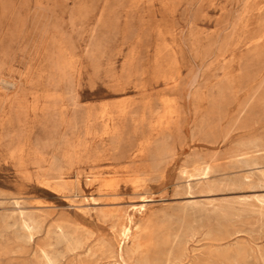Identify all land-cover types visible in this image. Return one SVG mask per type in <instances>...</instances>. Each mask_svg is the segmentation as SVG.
Instances as JSON below:
<instances>
[{
	"label": "rangeland",
	"instance_id": "374dc122",
	"mask_svg": "<svg viewBox=\"0 0 264 264\" xmlns=\"http://www.w3.org/2000/svg\"><path fill=\"white\" fill-rule=\"evenodd\" d=\"M0 264H264V0H0Z\"/></svg>",
	"mask_w": 264,
	"mask_h": 264
},
{
	"label": "bare ground",
	"instance_id": "6f19581e",
	"mask_svg": "<svg viewBox=\"0 0 264 264\" xmlns=\"http://www.w3.org/2000/svg\"><path fill=\"white\" fill-rule=\"evenodd\" d=\"M202 165V164H201ZM207 168V167H206ZM202 169V168H201ZM204 170V169H203ZM205 172V171H204ZM198 174V173H197ZM202 175V174H201ZM190 176V175H189ZM110 182V181H109ZM144 187V186H143ZM187 205V204H186ZM201 206V205H200ZM144 207V205H141L140 207H139V209L141 210L142 208ZM183 212V211H182ZM127 219H129V221H130V223L132 224V218L130 217V218H124V216L123 215H121V217H120V221H119V223L117 224V230H118V232H119V234L122 236V237H125V238H131V236H132V239H133V241L135 240L134 238V233H133V230H132V225L131 224H129L126 220ZM184 221V220H183ZM136 232V231H135ZM140 233H141V231H140ZM211 233V232H210ZM146 243V242H145ZM131 253H133V252H131ZM121 257V256H120ZM47 258V257H46ZM121 258H123V255H122V257ZM48 259H49V257H48ZM47 259V260H48ZM46 260V261H47ZM49 261H50V259H49ZM123 261V260H122ZM48 263H50V262H48Z\"/></svg>",
	"mask_w": 264,
	"mask_h": 264
}]
</instances>
